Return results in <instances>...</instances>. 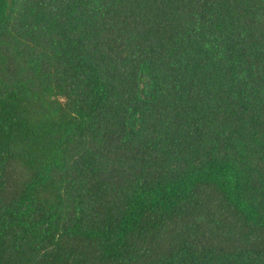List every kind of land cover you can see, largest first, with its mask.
<instances>
[{"label":"trees","instance_id":"obj_1","mask_svg":"<svg viewBox=\"0 0 264 264\" xmlns=\"http://www.w3.org/2000/svg\"><path fill=\"white\" fill-rule=\"evenodd\" d=\"M0 264H264V0H0Z\"/></svg>","mask_w":264,"mask_h":264}]
</instances>
